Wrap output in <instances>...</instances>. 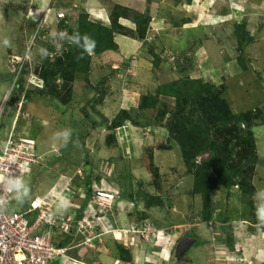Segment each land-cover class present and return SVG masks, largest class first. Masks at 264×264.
<instances>
[{
	"label": "rangeland",
	"instance_id": "374dc122",
	"mask_svg": "<svg viewBox=\"0 0 264 264\" xmlns=\"http://www.w3.org/2000/svg\"><path fill=\"white\" fill-rule=\"evenodd\" d=\"M234 2L237 3L235 4L234 8L239 10L238 14H235L239 21L237 23L235 22L234 24L232 23L233 21H231L229 17H227L228 20L225 21V23L218 24L213 28H205V32L208 39H216L215 37L211 36V34H219L218 37L220 36L219 39L220 41H222L223 50H219L217 52V55L220 57L218 61L221 60V62H225L223 63L225 67L230 65L228 69L234 68L236 63L237 65L239 64L237 61L238 58H241V60L243 61L244 67H241L239 65L242 68H240V75L234 76L233 78H231V80H224L222 85L223 87H225V85L227 86V90H225L223 96L227 98L229 105L232 103L230 107L233 112L238 114L237 116L242 117L245 113L250 111L251 117L253 116V118H250L248 121L240 123L234 122L232 124L231 130L235 131V126L239 124V128L243 133V131L249 127L252 131V126L262 123L260 121L264 118V0H213V3H211V0H208V2L206 1L205 5L207 7L208 5L213 4L211 8H209L208 6L207 9L209 10V12L214 10V13L217 10H220L221 6H225L226 8L229 3L232 4ZM32 3L33 0H0V133L3 131V128L5 126L9 128L13 122L12 118L16 114V108L18 109V106H15L14 108L12 104H10L14 101V99L18 101L19 104H21L24 94L23 91L26 90H30V92H25L26 94H29V96L26 95L27 101L37 100L40 96L39 91L36 90L37 87L32 88L33 86L28 85L29 87L28 89H26L27 87H24V85L20 84L18 86V89H16L15 86L17 82H25L22 79V74L26 76L27 74L29 75L33 73V69L37 65L40 66L41 63H44L48 58L53 61L54 57L57 56V54L59 55L60 50L64 46H66V43L63 40V36H65L66 33L63 32L64 30H59L60 22L54 21L55 27L49 29L44 28L43 26H47L46 24L50 26V23H48V21H45L46 24L43 23L44 19H42L41 21L37 20V16H40V12H38L37 10H32L30 8L32 6ZM215 6L217 7V10ZM53 7L56 6L54 5ZM68 9L69 11L71 10V14L73 17L78 15L77 11H82L72 7L67 8V10ZM125 9L126 10L119 8L118 10L122 14L138 13H135V11H128L127 8ZM58 12L56 11V13ZM62 19L68 20L71 19V16L68 17V14L64 12V17H62ZM32 20L35 22H33ZM66 24L69 29L74 30L68 26L69 20L66 21ZM235 25L243 26L240 27L239 34H241L245 40L246 36L247 38H251V41L249 40V43L246 42V44L242 46V53L237 50V36L233 32V28ZM39 26L41 28L40 32L42 31V35H44V38L38 37L39 33H37L36 36L34 34ZM68 38L72 41H75L76 39L74 34ZM5 40L8 41V44L4 43ZM26 40H28L27 45H25ZM11 53L16 54L13 55ZM25 54L29 55L30 57H28V61L26 62V64L23 65L24 60L20 56ZM11 57H13L16 61H19V63L15 64V67L17 68L15 71L17 72L19 66L21 67L18 72V76H20L21 78L17 77L16 72L13 71V65L10 63L9 59ZM170 62H168V64ZM75 68L76 67L72 69L71 66H69L66 69L69 71H75ZM166 69L169 71L171 70L168 68V65L161 64L160 70L157 69V72H160L159 75L164 78L166 75H169V72ZM172 69L174 68L172 67ZM219 74L227 77L223 75L222 71L219 70L218 73H216L217 78H219ZM74 75L75 74H73L72 76ZM101 77L102 75L100 74L97 80L101 79ZM216 77L215 81H217ZM163 78L159 80L157 86L164 83ZM58 79L60 80L58 83H56L55 88L58 94H64L66 93V90H61L62 77H58ZM166 79L171 78L167 77ZM72 84L73 83L71 82L69 84H66L71 85V91ZM100 85H102V83L99 84L96 88L98 89ZM9 88H11L12 92H10V98L12 97V95L13 97L10 103L3 102L4 99L1 100L2 96L4 95V93L8 92ZM90 93L93 94L92 91ZM102 96V93H98V95L95 94L93 97H91L92 99L90 103L81 101L80 104L76 105V107L72 106V108L67 106L66 102L63 103V107H60L62 105L55 106V102H52L51 104H53V106L49 107H51L54 112L57 111L59 113V116L56 115V117L54 116L52 118L54 122L52 126L58 132H61L62 135L65 134V137L60 140L55 138V136H51L50 141H47L45 143L43 142V136L48 135V133H46L47 128L40 129L38 131L33 130L31 136L37 137L38 135H40V137H42L43 139L41 138L40 140H37V142L39 143L42 140L44 146L48 145V148L50 147V145L53 146L56 143V146L52 148L49 153L57 152V147H60V143L63 140L65 141L66 139V143L64 144L65 146L62 147L59 155L61 154V152H65V155L63 156L71 157L68 160L70 162L72 158L74 160H77L75 163L81 169L80 173H78V169L74 171L76 168L73 167L66 168L65 172H63L66 176H69V179L67 181H72V187H75V184L81 186V184H84L83 180L81 179L87 178V180L91 182V190L94 191L102 187L103 189L107 188L106 190L109 191L115 190L116 192H114L118 194L120 198L128 199L129 202L131 200L133 201L131 202V204H123L122 201L117 202L116 200L114 202L115 206H113V208L110 210V214L119 213L120 211L125 212L129 210L130 206H133V208H138L135 210V212L138 210L142 211L145 216L148 214V219L150 220V222L152 220L156 223L162 224L165 222L176 223L183 220H191V224H193L202 221L200 218L202 200L200 198V195H194L192 193L191 187L193 177L189 172V168H186V165L184 164L177 144L174 141H169V147H172V149L164 150V148H158L159 144L165 143L167 139H170L169 137L165 140V138H157L149 136V134H145L147 135V138L150 137V139L146 140V147L145 149H143V152L140 153L138 149V142L136 143L135 141L134 146V142L132 141V139H130V137L127 141L125 130H127L129 126L125 124V126H123L124 128L120 129L123 131L120 135V139L125 138L123 141L125 142V144H122V148L121 145L118 144L119 142L117 143L118 140L114 139V137L116 138L115 132L113 133L112 131L110 132L108 129H106L105 125L108 126V124H106V120L102 117V115L98 113L97 102L100 101ZM48 98H50L51 100L60 101L57 96L55 98ZM67 99V102L69 103L71 99L70 96H67ZM259 101H262V103L256 106L255 104L259 103ZM71 102L73 101H70V103ZM165 103L168 109L174 106L173 102L167 101ZM91 104H94L92 108L94 111L91 109ZM27 107H29V105H27ZM33 107H35V104H33ZM49 107H45L44 105L42 107V112L44 113L40 111L39 114L45 115L46 111L50 112ZM110 107L112 108L109 109L110 111H106L107 113H110L112 110H114L113 106ZM95 110L97 113L95 112ZM34 111L38 112V109L35 108ZM119 112H117L114 117L118 115ZM150 114L152 117L156 118V108L152 109V111H150ZM254 117H257V119L254 120ZM18 118L19 120H22L21 115H18ZM186 118L189 120V124H187L188 127H193L196 123L199 122L198 113L196 112H191L190 115L186 116ZM101 119L102 122H100ZM91 126H93L95 131L91 129ZM19 131H21V129H19ZM263 132L264 131H253V134L255 133V135L258 137L256 144L257 149H259L257 150L258 152H260L261 148L263 147L264 138H261L263 136ZM83 133H88L89 136L82 138L81 135ZM212 133L217 136L220 141L228 140L233 136L232 131L230 132V134L226 133L225 130L222 129V127H219L218 129L214 127ZM91 134L93 135L92 137ZM124 147L126 151H124ZM135 148L138 152L135 151ZM150 154L153 157L154 164L158 168V173L155 174L156 178H154L153 173H151L148 169L147 163L149 162ZM54 156H56V153L54 154ZM52 163H54L53 157L50 158L49 164ZM111 163H113L114 168L112 170V173L109 175L108 173H110V169H108V166ZM85 165H88V168L86 170L88 172L86 175V171L84 170ZM104 168L108 170V173ZM34 169L35 171L33 170V174L31 176L25 177L19 185L17 191L15 192V203L11 205L13 210L23 209V204L27 205L30 200L36 195L42 196L44 190H46L59 175L57 174V172L59 171L56 168L55 171L50 169H45V171H42V169L40 170V165H38ZM247 174L248 177L252 180L251 183L255 189V192L257 188H259L260 192L255 193L250 198V196L239 189V187L226 189L219 186L211 194L210 198L211 207L214 209V214L216 216L217 214L221 215L222 218L220 220H218L217 218L215 220H211V225H209V222L206 223L202 221L207 225V228L209 230L211 227L213 229L218 228L217 232H219L220 228L224 226L226 228L225 232L223 231L225 235L224 242L228 247L233 244V234L237 232L240 226L245 225V228L249 230H257L258 227H261L262 229L264 228L263 219H261L257 215L258 208L264 206V182L260 184H258L257 182L256 185L255 178H253V172L251 174L250 172ZM81 175L83 178H81ZM103 175L106 180L102 179L104 178ZM101 179L103 182L100 181ZM155 180L157 181V183H154ZM52 199L53 203L60 204L61 200L59 201V199H57V196L52 197ZM259 200L262 201L259 203V205L256 206V203H258ZM146 202H150L148 204L151 206L148 205V207H146V205H144L146 204ZM252 202L254 206L252 205ZM138 211L137 215H133L137 217ZM82 214L83 210L81 211L80 215H78L77 213H67L66 215H71L75 219H79ZM142 217L143 216L141 215V218ZM239 218L245 219V221H242V219ZM216 220H218L220 223H216ZM133 222L134 221H132V223ZM221 223H223L224 225H222ZM226 223L228 224L227 226ZM191 224H189V230L187 229L184 234L187 233L186 235H190L195 238H202V235H200L201 231H203L204 233L207 232L206 230H204L205 224H202V227H192L193 225ZM154 226L157 225H152V227ZM106 232L107 231L104 229V235H100L98 242H93V247L82 246L81 249H71L67 253H69V255L71 253L73 257L74 255H76L77 257H81L82 255L85 256L87 254L83 250H100L102 248V242L106 243V239L108 236H111L113 238L112 239L108 237L111 240V243L107 242L111 247L110 250L112 253H116L117 243L114 242L115 238L113 237L112 233ZM132 232L134 234L131 235V237L135 239L137 238L139 240V243L144 244L147 242L145 238L137 235L138 232L135 228H132ZM55 236L57 240H60L58 233H56ZM207 237L208 236L206 235L204 237V240ZM80 239L81 235L77 236V241H79ZM198 244L199 240L195 239V242L186 252L184 257L188 258L189 253L196 249ZM213 248L214 247L210 249L213 252H215V250H218ZM99 252L100 254L106 253V251ZM199 254L200 256H203V259L205 256L203 254V251L199 252ZM199 254H196V257L194 258L198 259ZM142 257L143 256L140 254L139 259H141ZM84 258L87 257L85 256ZM177 259L179 260L180 258L176 256L174 250L173 258H171V261L168 259H165L164 261H166L165 264H187L182 262V257L179 261ZM60 260H62V258ZM186 262L191 261L187 260ZM199 262L200 260H195L194 264H199Z\"/></svg>",
	"mask_w": 264,
	"mask_h": 264
},
{
	"label": "crops",
	"instance_id": "0c3cea01",
	"mask_svg": "<svg viewBox=\"0 0 264 264\" xmlns=\"http://www.w3.org/2000/svg\"><path fill=\"white\" fill-rule=\"evenodd\" d=\"M206 1L208 2V0H33L32 6L30 8L40 12V16H37L38 21L44 19L43 23H45V21L50 23V26L46 23L45 24L47 26H43L44 28L48 29L55 27L56 21H61V19L57 18L56 11L63 13L66 12L68 17L71 16L68 26L74 30L77 28L79 12H84L88 17V20L95 24L105 27H110L111 24H113L116 27L113 39L117 44V48L114 50L107 49L99 53H94L93 51L91 54L88 53L89 66L87 76L85 78L81 72H77L78 75L77 73H74L75 75L72 78L73 84L70 96V101L73 102L70 103L69 101V103L66 102V104L72 108V106L76 107V105L80 104L81 101L90 103L92 99L91 97H93L95 94L98 95V93H102L103 96L100 101L97 102V104L98 113L102 115L105 120L110 121L112 117L114 118V115L117 112L124 109L132 111V117H138V121L142 122V120L151 116L150 111H152V109L147 107H139V99L144 95L154 96L156 94V89L158 87L157 84L159 80L163 78L159 75L160 72H157V69L160 70L161 64L168 65V68L171 69L170 71L166 69L169 72V75H166L163 78L164 83L171 80L188 77L190 79H201L204 82H208L219 87L223 85L224 80H231V78L234 76L240 75L239 72L241 67L239 64L237 65L236 63L235 66L233 65L234 68L228 69L230 65L225 67L223 64L225 62H221V60L218 61L220 57L217 55V52L219 50H223L222 41L219 39L220 36L218 37L219 34H211V36L215 37L216 39H208L205 32V28H213L218 24L225 23V21L228 20L227 17L233 21L232 23H237L239 20L235 14H238L239 10L234 8L235 4L237 3H229L226 8L225 6H221L220 10H217V7L215 6L217 11L213 13L214 10L209 12L207 9L208 6L211 8L213 4H210L206 7ZM211 3H213V0H211ZM54 5L56 7H53ZM114 5L127 8L128 11H135V13L138 12L139 14L146 17L148 22L143 37H139L137 33L138 16H136L134 13V15L130 13L122 14L119 10L114 12ZM71 7L82 11H77L78 15L73 17L71 10H67V8ZM40 29L41 28H39V34L42 38L44 35H42V31L40 32ZM27 41L28 40H26L25 45H27ZM11 54L14 55L16 53ZM168 62L170 63L168 64ZM172 67L174 69H172ZM219 70L222 71L223 75L227 77L219 74V78H217L216 73H218ZM100 74L102 77L101 79L97 80ZM29 75L27 74L26 77L24 74H22V79L25 82L20 81L17 84L16 89H18L20 84L24 85V87H27L26 89H28L29 86H33L32 88H35V86L31 83L32 77L37 75L36 67L33 69V73ZM167 77L171 79H166ZM215 77L217 78V81H215ZM59 80L57 79V83ZM101 83L102 85H100L97 89L96 87ZM37 89L40 88L37 87L36 90ZM225 90H227L226 85ZM91 91L93 94L90 93ZM24 92L25 91H23V93ZM6 94L7 92L4 93L1 100H5ZM155 97H157L160 101L165 99V102H173V98H164L165 95L156 94ZM11 99L12 98L9 97L8 103H10ZM52 102H55V106L62 105L60 107H63V103L58 100H51L47 96L40 95L39 98L34 101H27L26 99H23V110L30 114L31 120H27L28 122L20 120L19 128L21 131L19 134L32 137L31 134L33 130L38 131L40 129L47 128L46 133H48V135L43 136L45 140L40 137V135L33 138H35L36 141L42 138L43 142L45 143L50 141L51 136H55V138L60 140L63 139L65 134L62 135L61 132H58L52 126L54 123L52 118L54 116L56 117V115L59 116L57 111L54 112L51 107H49L53 106V104H51ZM261 103L262 101H259V103L255 105L257 106ZM10 104H12V106L15 108V104H18V101L14 99V101ZM33 104H35V107H33ZM27 105H29V107H27ZM44 105L45 107L48 106L50 108V112L46 111L45 115H41L39 112H42V107ZM91 105L92 109L94 104ZM110 106H113L114 110H112L110 113H107L106 111H110L109 109L112 108ZM35 108L38 109V112L34 111ZM16 114L12 118L13 122L15 120ZM100 122H102V119ZM260 122L262 123L252 126V132L264 131V118L261 119ZM25 124L26 126L24 127ZM127 125L129 126L127 130H125L127 141L130 137V139H132L134 142V146L135 141L136 143L138 142V149L140 153H142L143 149L146 147V140L150 139V137L147 138V135L145 134H149V136L157 138H165V140L168 138V132L162 126H148L142 128L140 126H131L129 123ZM105 127L107 129L106 125ZM91 129L95 131L93 126H91ZM8 130L9 128L5 126L3 131L0 133V138L5 139ZM122 132L123 131L120 129L116 130L115 133L117 138L114 137V139L118 140L117 143L119 142L118 144L121 145V147L122 144H125V142H123L125 138L120 139ZM262 134L263 136L261 138H264V132ZM81 136L84 138L88 137L89 135L88 133H83ZM92 136L93 135L91 134V137ZM253 139L256 146L255 152L258 157V163L255 165L253 171V178H255L257 185V182L258 184L264 182V143L261 151L258 152L257 150L259 149H257L256 145L258 137L255 135V133L253 134ZM65 143L66 139L60 143V147H57L58 151L55 152L56 156H54V152H49L56 146V143L53 146L50 145L48 148V145L44 146L42 140L39 143L37 142V153L40 156V161L34 166V168L40 165V170L42 169V171H45V169L55 171V168L59 171L57 172L59 175L56 180L46 190H44L42 196H57V199H59V201L61 200L60 204L58 203L54 205L55 210H57L60 215H66L67 213H77L80 215L81 211L89 205L90 193L93 190L90 189L91 182L88 181L87 178H83L82 175L81 178L83 179L81 180H83L84 184H81V186L75 184V187H72V181H67L69 176H66L63 173L65 172L66 168H76L74 171L78 169L77 171L79 173L81 169L75 163L77 160L72 158L70 162L68 160L71 157L63 156L65 155V152H61L59 155L62 147L65 146ZM171 149L172 147H169L164 150ZM124 151H126L125 147ZM135 151L138 152L136 148ZM51 157L54 158V163L49 164ZM111 164L112 166L110 173H108L109 175L112 173L114 168L113 163ZM34 168L33 170L35 171ZM87 168L88 165H85L84 170L86 171ZM87 172L88 171H86L85 175ZM102 179L106 180L105 177ZM102 179L100 181H102ZM259 192V188H257L255 193ZM261 201L262 200H259L258 203H256V206L259 205ZM64 202H67V208L62 206ZM131 202L133 201L131 200L129 202L128 199H123V204H131ZM14 203L15 200L12 204ZM23 206L26 207L27 205L23 204ZM88 207L89 212L92 213L93 208L91 206ZM136 209L138 208H133V206H130L129 210L125 212L120 211L119 213H114L108 217L111 225L116 230H120L121 234L120 240L115 239L114 242L123 245L129 250L131 254L130 262L118 259L117 253L111 252V247L107 242L111 243V240L108 237H112L108 236L106 243L102 242V248L100 250H83L87 253L85 255L87 258H84L85 256L83 255L81 257L74 255L73 257L70 253V256L74 259V261H70L67 264H165V259L171 261L175 246L173 242L177 243L180 237L187 234L184 233L187 231V229L189 230V224H191L192 221L183 220L176 223L165 222L161 224L151 220L149 228L156 232L158 231L162 239L167 236L166 239H170V241L164 242L161 237L159 238V236H157L151 241L141 244L137 238H131L132 234L125 231L130 227L132 221L136 222V225L139 223L138 216H135L137 215L138 211L137 210L135 212ZM144 218L148 219V214ZM260 218L263 219L264 223V217ZM242 221H245V219H242ZM215 222L217 223L219 221L216 220ZM202 224L205 223L199 221L191 225H193L192 227H202ZM221 224L224 225L223 223ZM152 225L157 226L152 227ZM209 225H211V220ZM227 225L228 224L226 223V226ZM217 229L218 228L213 229L211 227L209 230L205 224L204 230L207 232L204 233L201 231L200 235H202V238L193 237L194 239L199 240L198 246L189 253L188 258H185L184 255L190 249L189 248L182 257L183 261H181L187 264H194L195 260H200L199 264H264V228L262 229L261 227H258L257 230H249L245 228V225L240 226L237 232L233 234V247L230 248L226 246L224 242L225 235L223 231L225 232L226 228L224 226L221 227L219 232H217ZM206 235L208 237L204 240ZM70 239V236L62 234L61 240L63 241L60 240V243H71ZM57 242L59 243V240H57ZM212 247H214L213 249L218 250L213 252L210 250ZM99 251H106V253L100 254ZM202 251L205 255L203 259V256H200L201 253L199 254V252ZM140 254L143 256L141 259H139ZM196 254H199L198 259L194 258L196 257ZM185 260L191 262H186Z\"/></svg>",
	"mask_w": 264,
	"mask_h": 264
},
{
	"label": "trees",
	"instance_id": "16d2710c",
	"mask_svg": "<svg viewBox=\"0 0 264 264\" xmlns=\"http://www.w3.org/2000/svg\"><path fill=\"white\" fill-rule=\"evenodd\" d=\"M119 8L126 10L119 5H114V12ZM136 16H138V36L143 37L148 20L141 14L136 13ZM68 20L61 19L59 23V30H64L66 33L63 36L66 46L60 50L59 55L57 54L53 61L48 58L44 63H41L38 72L43 80V87L37 89L40 95L53 98L57 96L62 103L67 102V96H71V85L66 84L72 83V75L75 72H81L85 78L87 76L89 55L85 50V44L90 42L88 38L94 41L92 49L94 53L117 48L113 39L116 31L113 24L110 27L95 24L88 20L85 13H79L77 28L71 30L66 24ZM240 27L243 26L235 25L233 32L237 36V50L242 53V46L249 42L250 38L246 36L245 40L239 34ZM73 34L76 37L75 41L68 38ZM237 61L241 67H244L241 58H238ZM69 66L72 69L76 67L75 71L67 70L66 68ZM58 77H62L61 90H66L64 94H58L55 88ZM28 91L30 92V90ZM224 92L225 87H217L201 79L186 77L171 80L158 85L156 94L165 95L164 98H173L174 106L172 108L168 109L165 99L160 101L155 97L156 94L154 96L144 95L139 99V107L156 108V118L153 117V121L148 117L140 122L138 117H132V111L122 109L107 123L108 126L106 125L108 130L128 123L137 126L163 125L168 130L170 139H167L165 143H160L158 148H169V141H174L177 144L184 164L186 168H189L193 177L192 193L200 195L202 200L200 218L203 222L222 218L221 215L217 214L216 216L214 214L210 198L219 186L226 189L239 187L250 198L255 194V189L247 174L249 172L251 174L258 163L253 132L249 127L242 133L239 124L235 126V131L231 130L234 122L248 121L253 116L251 117L250 111L242 117L237 116L238 114L233 112L227 98L223 96ZM26 95L29 96V94L25 93V99ZM191 112L198 113L199 122L193 127H188L189 120L186 116L190 115ZM256 119L257 117H254V120ZM214 127L217 129L222 127L229 134L232 131L233 136L228 140L220 141L212 133ZM206 152L209 153L208 158H200L198 161L196 157ZM149 157L148 169L156 178L155 174L158 173V168L154 164L151 154ZM154 183L157 181L155 180ZM148 203L150 202H146L144 205L148 207ZM252 205L254 206L253 202ZM106 213L109 217V211ZM144 217L143 212L138 211V220H142ZM229 247H233V245L231 244ZM116 251L118 259L126 262L131 261V254L123 245L117 244Z\"/></svg>",
	"mask_w": 264,
	"mask_h": 264
},
{
	"label": "built area",
	"instance_id": "2783aa9c",
	"mask_svg": "<svg viewBox=\"0 0 264 264\" xmlns=\"http://www.w3.org/2000/svg\"><path fill=\"white\" fill-rule=\"evenodd\" d=\"M57 17H64V13L58 12ZM39 159L35 140L19 134L13 127L5 139H0V175L4 177L0 180V264H67L74 261L67 254L69 249L77 245L93 247L104 235V229L114 236L117 232L106 213L112 215L110 210L115 206L117 194L103 188L90 193L88 206L93 212L86 206L79 219L60 215L52 197L46 196L33 198L24 210H13L15 190ZM53 231L73 233L74 238L81 235V239L69 247L58 246L53 243ZM139 231L143 238H150L147 225Z\"/></svg>",
	"mask_w": 264,
	"mask_h": 264
},
{
	"label": "clouds",
	"instance_id": "9594fccd",
	"mask_svg": "<svg viewBox=\"0 0 264 264\" xmlns=\"http://www.w3.org/2000/svg\"><path fill=\"white\" fill-rule=\"evenodd\" d=\"M57 14V13H56ZM58 18V17H57ZM58 19H62V18H58ZM33 22H35V21H33ZM37 23V22H36ZM36 32V33H35ZM34 32V34H35V36L37 35V33H39V28H37L36 29V31ZM65 33V32H64ZM63 34V33H62ZM38 37H40V34H39V36ZM88 38V37H87ZM88 40L90 41V42H88V43H86L85 44V50L89 53V54H91V52H92V49H93V47H94V41H92L90 38H88ZM5 44H8V41L7 40H5V42H4ZM41 51H43V50H41ZM25 55H27V54H25ZM25 55H21L20 57L24 60V63H23V65H25L26 64V62L28 61V57H30L29 55H27V57L25 56ZM10 63L13 65V71L14 72H16L15 70L17 69L16 67H15V64H17V63H19V61H16L13 57H11L10 58ZM20 67V66H19ZM21 68V67H20ZM40 68H41V65L39 66V65H37L36 66V69H37V75H35V76H33L32 77V83L31 84H33L35 87H39L40 89L43 87V80L40 78V76H39V70H40ZM19 69V68H18ZM16 74H17V77H20V76H18V73L16 72ZM21 78V77H20ZM34 79H37V80H34ZM59 80V79H58ZM39 82H41V83H39ZM19 82H17L16 83V86L15 87H17V84H18ZM11 88H9V90H8V92H7V94H6V97H5V100H4V102H7L8 103V101H9V97L11 96ZM26 92V91H25ZM25 92H24V94H23V99L25 100ZM12 97H13V95H12ZM11 97V98H12ZM22 103H23V100L21 101ZM22 103L21 104H19V102H18V104H15V106H18V109H17V114H16V117H15V120H14V122H12V124H11V126L9 127V129L10 128H14L18 133L20 132L19 131V118H18V115H21V118H22V120L24 121V122H26L27 120L29 121V120H31V116L28 114V112L27 111H24L23 110V106L21 107V105H22ZM20 105V106H19ZM153 117H150V120L151 121H153V119H152ZM27 121V122H28ZM26 126V124L24 125V127ZM148 126H162V127H164L163 125H147V126H140V127H148ZM121 128H124L123 127V125L122 126H119V127H116L115 129H113V130H109V131H113V133L116 131V130H119V129H121ZM165 128V127H164ZM166 129V128H165ZM167 130V129H166ZM8 132H9V130H8ZM167 132H168V130H167ZM115 136H116V133H115ZM168 137H169V132H168ZM31 138H33V137H31ZM117 138V137H116ZM1 139H3V138H1ZM34 140H35V142H36V149H37V141H36V139L35 138H33ZM197 159H199L200 160V158H199V156L198 157H196ZM198 160V161H199ZM39 161H40V159H39ZM38 164V163H37ZM36 164V165H37ZM111 165L112 164H110L109 166H108V169H111ZM34 168V167H33ZM32 172H33V169H32V171H31V174L29 175V176H31L32 175ZM79 173V172H78ZM107 173H108V171H107ZM4 179V177L2 176V175H0V180H3ZM17 190H15V192H16ZM15 192H14V198H15ZM111 192H114V191H112L111 190ZM115 193V192H114ZM116 194V193H115ZM35 197H45V196H34L33 198H35ZM49 197H51V196H46V198H49ZM32 198V199H33ZM31 199V200H32ZM30 200V201H31ZM123 202V198H120V196L117 194V202ZM29 204V203H28ZM28 204H27V206H28ZM12 205V204H11ZM55 205V204H54ZM27 206L26 207H24L22 210H24L25 208H27ZM62 206L64 207V208H67L68 207V204H67V202H64L63 204H62ZM257 215H258V217H264V206H262V207H259L258 208V210H257ZM139 223L136 225L135 223L136 222H134V223H131L130 224V227H129V229H126L125 231L128 233H130V234H134L133 232H132V227L133 228H135L137 231H138V233H137V235H140L142 238H143V235H141V232L139 231V230H142V228H143V226L144 225H147V229L149 230V232L151 233L150 234V238L149 239H146V241L148 242V241H151L152 239H154V238H156L157 236H159V238L161 237L160 236V233L157 231H154V230H152V229H150L149 228V226H150V221H149V219H147V218H143L142 220H139L138 221ZM208 222H210V221H208ZM208 222H206V223H208ZM112 228H114V227H112ZM115 229V228H114ZM56 233H58L59 234V237H60V240L62 239V234L63 233H60V232H58V231H53L52 232V240H53V243L54 244H56V245H60V246H62V247H69V246H72V245H74L76 242H77V237L76 238H74V236H73V233H69V234H63V235H66V236H70L71 237V243H68V244H62V243H60V240H59V243L57 242V240H56ZM108 233H111V232H108ZM117 234H119V235H117ZM190 237V238H193V237H191L190 235H184V236H182V237ZM113 237L115 238V239H117V240H120V238H121V234H120V230H117V232L115 233V236L113 235ZM182 237H180L179 239H178V241H177V243H174L173 242V244L175 245L174 246V250H175V254H176V245L178 244V242L180 241V239L182 238ZM131 238H133V237H131ZM167 238V236L166 237H164L163 239H162V237H161V239L164 241V242H169L170 241V239H166ZM194 239V238H193ZM61 241H63V240H61ZM194 242H195V239H194ZM193 242V243H194ZM192 243V244H193ZM192 244H191V246H192ZM190 246V247H191ZM83 247H86V246H83ZM189 247V248H190ZM75 248H77V249H81L82 248V245H77V246H75L74 248H71V249H75ZM188 248V249H189ZM71 249H69L68 251H70ZM187 249V250H188ZM186 250V251H187ZM67 251V252H68ZM68 255H69V253H67ZM185 254V253H184ZM69 257L71 258V259H73L70 255H69ZM74 260V259H73ZM68 262H70V261H68Z\"/></svg>",
	"mask_w": 264,
	"mask_h": 264
},
{
	"label": "water",
	"instance_id": "95a60500",
	"mask_svg": "<svg viewBox=\"0 0 264 264\" xmlns=\"http://www.w3.org/2000/svg\"><path fill=\"white\" fill-rule=\"evenodd\" d=\"M209 153H202L199 158H208ZM194 242L193 238L190 237H182L178 244L176 245V256L181 259L183 257L186 250L191 246V244ZM179 259V260H180ZM178 260V259H177ZM178 260V261H179Z\"/></svg>",
	"mask_w": 264,
	"mask_h": 264
}]
</instances>
